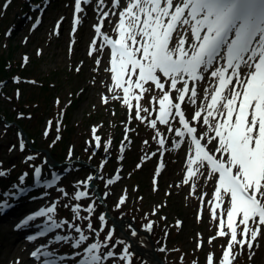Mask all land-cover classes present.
Returning a JSON list of instances; mask_svg holds the SVG:
<instances>
[{"label":"rangeland","instance_id":"obj_1","mask_svg":"<svg viewBox=\"0 0 264 264\" xmlns=\"http://www.w3.org/2000/svg\"><path fill=\"white\" fill-rule=\"evenodd\" d=\"M111 2L106 0L109 6ZM38 3L47 5L46 19L41 27L33 30L32 22L38 15L33 8ZM84 7L81 23L73 32L74 0H10V2L0 0V85L4 80L8 81L0 92V113L7 120L17 121L9 127L0 116V168L8 172L7 176L0 178V200L5 198L6 187L13 189L11 186L20 184V177L25 172L29 175L24 177L22 186L30 188L28 194L20 200L16 201L13 198L9 201V203L19 202L17 209L8 213L0 212V264H16L17 261L19 264H33L35 261L31 253L39 247L36 242L31 243L24 251L19 249L10 253L13 245L23 242L20 234L15 232L17 220L22 217L24 211L27 213L31 209H40L54 201H58L59 204L56 219L71 220L73 218L71 208L64 205L76 202L61 196L58 188L74 193L78 187L77 182L85 180L90 174L105 177V180H95L105 198L104 203L91 189H89L92 193L91 200L85 199L79 202L85 207L95 202V212L91 214L94 228L101 227L98 217L107 213L109 208L114 217L131 219L139 230L137 237L140 244L144 247H156L157 254L166 264H193L194 261L197 264H207L209 253H213L216 261H219L224 251L222 246L227 245L228 237L217 236L219 220L214 221L211 217L213 207L211 202L214 200L216 187L214 178L208 180L203 176H197L189 184L183 183L187 177L189 154V149H186L185 145L190 144L187 138L176 137L174 133L168 131L167 125L159 123L158 101L162 96L159 89L146 84L145 87L150 88L151 91L144 93L138 102L130 96V102L133 105L139 103L141 108L149 109L150 114L141 112L142 116H148L149 120L157 119V129L164 134L168 142L166 150H161L162 155L161 152H157L159 147L157 140L153 139L156 130L150 128L147 122L133 118L135 107L130 111L122 99L112 98L113 96L122 98L123 91L118 88L110 91L114 87V81L108 64L109 49L105 46L103 52L89 54L92 43L98 38L94 25L100 15L96 11L95 0L93 4ZM115 17L118 22V15ZM58 21L59 34H54ZM9 31L11 35H6ZM98 39L103 44V39L100 37ZM25 57H28L29 62L25 63ZM97 60L100 61L99 64L96 63ZM16 78H19L20 83L16 82ZM210 78L206 75L204 81L197 83L198 96ZM214 86L213 80L208 90L209 94ZM172 96L175 99L177 94L173 92ZM103 97H108L107 104L103 102ZM153 97H156L155 101ZM184 107L189 117L200 108L197 100L195 105L186 100ZM21 113L23 118L20 116ZM18 122L25 131H28L37 146L35 151L28 146L24 152L19 151L18 148L9 151L12 145L19 143L18 134L21 132L19 128L21 125ZM196 125L198 130H204L199 124ZM171 126L181 127L178 118L171 122ZM94 128L97 130L95 134ZM126 129L129 131L126 132ZM95 136L101 138L100 148L95 147ZM180 139H183L184 143L179 147L171 143ZM108 140L112 141V145L106 152ZM145 140L148 141L147 144L144 143ZM122 143L127 144L123 153L125 158L118 160ZM44 147L52 149L54 157L64 165L50 166L47 155L44 151H40ZM153 152L157 154L151 156ZM28 155H34L36 159L29 162L26 160ZM146 155L148 159H144ZM76 159L90 160L97 167L92 168L85 163L80 166L78 161L71 164L72 166L67 165V162ZM160 159L165 167L159 170V175H156L158 169L155 163ZM105 160L107 163L101 168ZM139 162L142 167L137 168ZM33 166L42 168V176L45 180H51L53 173L64 174L56 186L45 189L36 184ZM118 170L122 178L113 185H106V179L112 178ZM203 171L207 175V170L203 169ZM191 183L196 185L194 194ZM45 192L48 193L47 196L44 195ZM122 195L127 196V201L117 209L115 206ZM154 205L158 209L156 215L151 213ZM158 205L162 207L158 208ZM227 207L225 201L224 208ZM220 212L221 209H218V216ZM81 215L89 214L82 212ZM107 220L108 227L100 232L99 237L90 236L92 242L96 239L103 240L109 228H114L112 239L116 242V247L113 249L115 252L120 253L126 246L119 244V241L123 240L131 246L133 264H155L152 259L137 253L131 241L122 235L113 221L108 218ZM151 221L155 222L153 230L146 232L143 226ZM177 221L181 222L180 226H177ZM80 223L86 228L88 221ZM129 226L130 224L126 222L125 228L131 234L133 229ZM225 231L228 229L225 228ZM67 232L65 228L51 233L43 245L49 244L56 234L64 235ZM210 237L217 238L212 243H208ZM200 238L204 239L205 245L198 249L197 243ZM51 245L60 255L65 256L64 264H73L74 249L70 244L52 243ZM162 247L166 250L160 251ZM107 264H127V262L113 259ZM236 264H264V239L259 240V246L255 249L252 259H249L248 254H243Z\"/></svg>","mask_w":264,"mask_h":264},{"label":"snow or ice","instance_id":"obj_2","mask_svg":"<svg viewBox=\"0 0 264 264\" xmlns=\"http://www.w3.org/2000/svg\"><path fill=\"white\" fill-rule=\"evenodd\" d=\"M93 2L94 0H74L73 32L81 23L84 5H91ZM95 5L100 19L94 29L102 37L103 44L97 47L94 41L89 54L99 52L105 46L110 48L109 70L114 81V87L110 91L117 88L123 91L122 98H112L122 99L130 111L135 107L133 118L147 122L150 128L156 130L153 139L159 145L157 152H161L166 150L168 142L157 129V119L149 120L148 116H142L140 113H149V109L130 102V96L138 102L144 93L151 91L145 87L146 84L159 89L162 92L158 101L159 123L167 125L168 131L176 137L189 138L191 141L187 156V177L183 183L189 184L197 176L216 180L211 217L214 221L219 220L217 236L228 237V243L222 246L224 251L219 261H216L213 253H209L207 264H236L243 254H248L249 259H252L259 240L264 239V0H112L110 6L106 4V0H95ZM36 7L41 13L44 11L42 5ZM106 8L107 11L104 10ZM110 15H118V22L114 25L116 38H111L102 31L104 22ZM40 23L41 20L37 17L33 29ZM59 29L58 21L54 34H59ZM6 35H11V31ZM24 61L29 62L28 57ZM96 63L99 64L100 61L97 60ZM206 74L215 81L210 94L208 89L204 90V99L210 102L196 109L188 118L185 107L182 106L186 105V100L192 105L196 104V85L206 79ZM16 82L20 83L19 78H16ZM173 92L177 94L175 99ZM102 99L105 104L108 103V97ZM152 99L155 101L156 97ZM20 116L23 118L22 113ZM177 118L181 127L173 128L171 122ZM196 124L204 130H198ZM96 131L94 128L93 133ZM22 137L23 134L19 133L18 145H12L9 151L17 148L21 152L26 150L27 144ZM125 140H128L127 136ZM144 143L147 144L148 141L145 140ZM171 143L179 147L184 140H174ZM111 145L112 141L108 140L106 152ZM95 147H101L99 136H95ZM126 147V143L121 144L118 160L125 158L123 153ZM156 154L153 152L151 156ZM148 158L147 155L144 157ZM34 159L36 157L33 155L26 157L29 162ZM106 163L105 160L100 167L103 168ZM140 167L142 164L137 165V168ZM164 167L161 160L156 175ZM203 169L207 170V175ZM33 174L36 184L45 189L53 188L60 180L55 173L51 180H45L42 168L37 166H33ZM7 175L8 172L0 168V178ZM28 175L25 172L20 177V184L14 185L13 191L4 194L5 198L0 200V212L12 207L9 203L11 199H19L27 194L28 189L22 185L24 177ZM121 178L118 170L114 178L106 179V185H113ZM96 179L105 180V177L90 174L85 180L77 182L78 187L74 193L58 188L61 196L76 202L64 205L71 208V220L56 219L59 204L54 201L28 215L17 227H26L37 217H43L45 223L37 236H48L49 233L66 228V234H56L49 244H70L74 249L73 264H107L113 259L133 264L131 246L125 241H119V244L126 245L120 253L113 250L116 247V242L112 239L114 228H109L103 240H90V236L99 237L100 232L108 227L106 214H101L98 217L101 227L94 228L91 222V214L96 207L94 201L87 207L79 203L85 199L91 200L92 193L89 189ZM153 185L155 190V179ZM191 188L194 194L195 183H191ZM44 195L47 196L48 193L45 192ZM126 201L127 196L122 195L115 207L119 209ZM225 201L227 208H224ZM218 209H221L219 216ZM82 212L89 215H81ZM152 214H157L155 209ZM83 221H88L86 228L81 226L80 222ZM154 223L151 221L144 225V230L151 232ZM180 224L177 221V226ZM131 235L135 237L138 232L132 230ZM37 236H29L28 239L35 240ZM216 238L210 237L208 243ZM202 247L203 242L198 241L197 248ZM165 250L160 248V251ZM31 255L37 259L44 257L43 264H63L66 259L63 255L48 251L47 245L41 246ZM193 264L197 262L194 261Z\"/></svg>","mask_w":264,"mask_h":264},{"label":"bare ground","instance_id":"obj_3","mask_svg":"<svg viewBox=\"0 0 264 264\" xmlns=\"http://www.w3.org/2000/svg\"><path fill=\"white\" fill-rule=\"evenodd\" d=\"M111 16V15H110ZM110 16L108 17V19H107V26H105V28L107 27L108 28V30H110L111 32H116L115 30H114V25L117 23L116 22V20H115V16H111V18H110ZM100 18V17H99ZM99 18H98V20H99ZM110 18V19H109ZM98 22V21H97ZM96 25V24H95ZM95 30V29H94ZM105 31H107V30H105ZM95 34H96V32H95ZM96 42H97V47H99L100 45H102V43L99 41V39H97L96 40ZM102 52L104 51L103 49L101 50ZM207 75V74H206ZM213 81V78H210V80H209V82L204 86V88H203V90H201V92H200V95L197 97V104H199V107H202V106H205L207 103H209V100H205L204 99V96H205V89H208L209 90V88H210V85H211V82ZM191 86V85H190ZM196 87H198L197 85H196ZM212 91V90H211ZM211 93V92H210ZM199 101V102H198ZM185 148L186 149H189V146L188 145H185ZM216 184V183H215ZM140 196H142V194H140ZM155 209V211H156V213L158 212V209L156 208V206L154 205L153 206V208H152V211H151V213H153V210ZM111 215H113L112 213H111ZM42 221L43 222H45V219L44 218H42ZM125 226H126V224L125 223H122V228H123V232H122V235H124V236H126L129 232L126 230V228H125ZM16 230H15V232L16 233H18V234H20L21 232H26V227L25 228H15ZM123 237V236H122ZM128 237H129V239L132 241V243H134L136 246H138L140 249H142V251H143V253L142 252H137V253H141V254H143L144 256H145V258H147V259H152V254H153V252H156V247H149V246H147V247H144V246H142L141 244H140V242H139V239H138V237L137 236H135V237H133L132 235H128ZM25 238L23 237L22 239H21V241H23L22 243H20V241H19V243L20 244H17L16 243V245H13L12 246V249H11V251H10V253H12V252H15V251H18L19 249L22 251H24L25 249H27V248H29V246H30V244L31 243H33V242H30L29 243V241H25L24 240ZM202 238H200V240L199 241H202L203 242V245H205V241H204V239H202ZM35 262H33V264H34ZM64 264V263H63Z\"/></svg>","mask_w":264,"mask_h":264},{"label":"water","instance_id":"obj_4","mask_svg":"<svg viewBox=\"0 0 264 264\" xmlns=\"http://www.w3.org/2000/svg\"><path fill=\"white\" fill-rule=\"evenodd\" d=\"M23 134L25 135V139H26L27 143L29 144L30 148L35 149V147L33 146L32 142H31V140L29 139L27 133H26L25 131H23ZM45 152H46L48 158H49V159H52V154H51V152H50L49 150H47V149L45 150ZM93 187H94V182H93V186H92L91 188H93ZM129 221H130L132 227H133L135 230H137V228H136V226L134 225L133 221H132V220H129ZM114 222H115V224H116L117 226H119L120 229L122 230V222H123V220H120V219H118V218H114ZM127 236H128V235H127ZM136 250H137L138 252H143L142 249H140L139 247H136ZM151 257H152V260H153L156 264H166L165 261L162 259V257L159 256L156 252H153V254H152Z\"/></svg>","mask_w":264,"mask_h":264},{"label":"flooded vegetation","instance_id":"obj_5","mask_svg":"<svg viewBox=\"0 0 264 264\" xmlns=\"http://www.w3.org/2000/svg\"><path fill=\"white\" fill-rule=\"evenodd\" d=\"M48 87H49V86H47L46 89H48ZM101 143H102V142H101ZM139 164H141V163L139 162Z\"/></svg>","mask_w":264,"mask_h":264},{"label":"trees","instance_id":"obj_6","mask_svg":"<svg viewBox=\"0 0 264 264\" xmlns=\"http://www.w3.org/2000/svg\"><path fill=\"white\" fill-rule=\"evenodd\" d=\"M21 69V68H20ZM11 72V71H10ZM48 148V147H47ZM50 149V148H49ZM51 152H52V154H53V151H52V149H51Z\"/></svg>","mask_w":264,"mask_h":264}]
</instances>
